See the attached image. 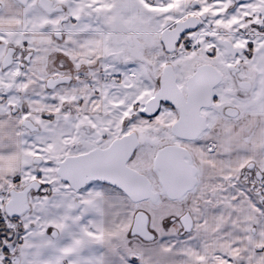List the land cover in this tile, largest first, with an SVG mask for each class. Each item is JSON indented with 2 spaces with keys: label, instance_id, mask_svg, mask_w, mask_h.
Returning a JSON list of instances; mask_svg holds the SVG:
<instances>
[{
  "label": "snow or ice",
  "instance_id": "obj_1",
  "mask_svg": "<svg viewBox=\"0 0 264 264\" xmlns=\"http://www.w3.org/2000/svg\"><path fill=\"white\" fill-rule=\"evenodd\" d=\"M0 264H264V0H0Z\"/></svg>",
  "mask_w": 264,
  "mask_h": 264
}]
</instances>
